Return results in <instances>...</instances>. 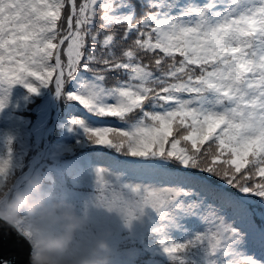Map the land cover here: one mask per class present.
<instances>
[{
    "label": "trees",
    "instance_id": "obj_1",
    "mask_svg": "<svg viewBox=\"0 0 264 264\" xmlns=\"http://www.w3.org/2000/svg\"><path fill=\"white\" fill-rule=\"evenodd\" d=\"M254 2L4 0L15 21L0 34V200L40 157L6 213L44 262L264 264V0ZM37 67L48 72L34 92ZM201 108L220 110L219 127Z\"/></svg>",
    "mask_w": 264,
    "mask_h": 264
},
{
    "label": "water",
    "instance_id": "obj_2",
    "mask_svg": "<svg viewBox=\"0 0 264 264\" xmlns=\"http://www.w3.org/2000/svg\"><path fill=\"white\" fill-rule=\"evenodd\" d=\"M59 48L60 47L57 48L55 55L57 71L56 81L59 87L56 93L57 101L61 94L63 84L62 70L59 61ZM59 111L60 109L58 108L55 115L58 114ZM52 128L53 123L45 130V136L49 130H52ZM47 144L48 142L46 140L45 146H47ZM38 160L39 158H37V156L30 160L27 170L13 180L10 188L5 194L4 200L0 202V264H46V262L37 257V248L34 246L31 238L23 230H21L6 213L7 200L11 191L22 182L25 175H30L35 163Z\"/></svg>",
    "mask_w": 264,
    "mask_h": 264
},
{
    "label": "rangeland",
    "instance_id": "obj_3",
    "mask_svg": "<svg viewBox=\"0 0 264 264\" xmlns=\"http://www.w3.org/2000/svg\"><path fill=\"white\" fill-rule=\"evenodd\" d=\"M254 1L256 2V1H259V0H254ZM69 3H70L71 8H72V0H69ZM5 9H8V16H7V18L5 20H2L1 17L3 15ZM12 11L13 10H12L11 6L4 4V0H0V34H3L4 32H6L9 29V27H10L9 26L10 23H13L15 21ZM28 14L29 15L32 14L31 10L28 11ZM49 18H50V15L48 13H46V15H45V17H43V19H38L37 20V25H36V27H34L33 33H32L33 37H36V36L39 35L40 30H41V23L43 21H47ZM70 20H71V17H69V21H68V26L69 27L71 25L70 24V22H71ZM159 20H160L161 27L158 29L157 32H158L159 35H161L162 37L166 38L167 35H168V33H167V22L165 20H163L162 18H159ZM213 20L215 21V15L213 16ZM216 21H217V18H216ZM16 33H17L16 34V42L21 43V36L19 34L20 31H17ZM190 33H191L190 31H186V35H188V36H189ZM257 55L260 56V57H264V51H258ZM47 72L48 71H45V70H43L40 67L36 68L35 77H36L38 82L34 83L31 86V90L32 91H34V92H39L40 91V84L39 83L43 82L46 79ZM191 108H192L191 104H187L186 105V110L187 111H191ZM57 109H58V102H57L56 110ZM198 118L203 123L210 124V125H213L215 127H218L220 125L221 113H220V110L217 109V108L202 109L198 113ZM1 201H3V198L0 200V202ZM34 246L37 247L35 244H34ZM36 255H37V257L39 259H41L38 256V254H36ZM46 264H51V263H47L46 262Z\"/></svg>",
    "mask_w": 264,
    "mask_h": 264
},
{
    "label": "bare ground",
    "instance_id": "obj_4",
    "mask_svg": "<svg viewBox=\"0 0 264 264\" xmlns=\"http://www.w3.org/2000/svg\"><path fill=\"white\" fill-rule=\"evenodd\" d=\"M59 89V87H58V83H57V81H56V93H57V90ZM57 97L55 96V102H54V105H56L57 104ZM49 132H50V130L46 133L47 134V136H48V134H49Z\"/></svg>",
    "mask_w": 264,
    "mask_h": 264
}]
</instances>
